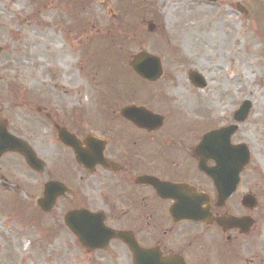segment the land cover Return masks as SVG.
Wrapping results in <instances>:
<instances>
[{"label": "rangeland", "instance_id": "374dc122", "mask_svg": "<svg viewBox=\"0 0 264 264\" xmlns=\"http://www.w3.org/2000/svg\"><path fill=\"white\" fill-rule=\"evenodd\" d=\"M148 23L154 24L151 31ZM0 46V118L14 131L37 135L35 143L48 152L56 144L43 112L58 123L76 117L99 132L113 97L170 116L184 113L210 129L215 113L225 115L229 78L241 73L251 80L243 62L264 47V0H0ZM140 48L157 54L163 65L161 81L148 88L128 69ZM191 69L207 81L196 98L186 79ZM64 89H70L68 99ZM246 175L239 192L245 185L264 194V166H250ZM8 179L22 191L0 188L1 264H132L116 241L103 252H85L59 211L41 214L34 206L38 194H27L25 181ZM262 229L264 246V224Z\"/></svg>", "mask_w": 264, "mask_h": 264}, {"label": "flooded vegetation", "instance_id": "af4514ba", "mask_svg": "<svg viewBox=\"0 0 264 264\" xmlns=\"http://www.w3.org/2000/svg\"><path fill=\"white\" fill-rule=\"evenodd\" d=\"M245 64L251 68V80L241 73L238 79L229 78L225 115L215 113L210 129L183 113L173 117L166 111L160 113L159 126L139 127L122 118L121 105L113 102L110 112L102 116L99 132L75 117L58 123L43 113L56 144L51 153L35 143L37 135L14 131L7 119L0 118L36 159L29 164L17 151L0 154V182H12L9 177L25 181L26 193L38 194L37 209L44 214L59 211L64 226L69 210L97 211L107 227L127 232L140 246L162 255H178L186 264H264L260 238L264 194H255L245 185L239 192L249 167L264 166V47ZM229 70L235 74L232 66ZM186 79L189 94L196 98L203 87L190 81L189 72ZM214 89L219 95L218 85ZM180 119L183 126H178ZM222 127L227 131L216 133L199 148L207 132ZM201 165L211 168L215 179ZM240 165L236 190L221 194ZM44 194L57 196L49 202ZM184 199L200 217H184Z\"/></svg>", "mask_w": 264, "mask_h": 264}, {"label": "water", "instance_id": "95a60500", "mask_svg": "<svg viewBox=\"0 0 264 264\" xmlns=\"http://www.w3.org/2000/svg\"><path fill=\"white\" fill-rule=\"evenodd\" d=\"M130 65L138 75L149 80L157 79L161 74L159 58L143 51L133 55ZM196 76L199 79L201 78L198 75ZM132 110V107L124 108L122 110V114L125 117H130V119H132L135 123H139L136 118L128 115ZM141 110L143 109H136L135 111ZM143 115L146 117L148 116V113L143 112ZM211 136L212 133L206 135L203 144L206 141L210 142ZM5 146H7V143L0 141V148ZM72 214L73 213H70V216H72ZM90 216L91 217H88L85 213H80L78 216H76L78 219H80V224H76V226L75 223L70 221V218V223L67 222L71 230L76 234L80 243L87 249L97 247L103 248L106 246V243L110 238L119 237L128 245L129 249L131 250L133 255V264H184L182 260L177 257H162L156 251L139 247L132 237L120 232L104 229L96 214H90ZM85 220L87 221L85 222Z\"/></svg>", "mask_w": 264, "mask_h": 264}, {"label": "bare ground", "instance_id": "6f19581e", "mask_svg": "<svg viewBox=\"0 0 264 264\" xmlns=\"http://www.w3.org/2000/svg\"><path fill=\"white\" fill-rule=\"evenodd\" d=\"M63 91H64V93L66 95L64 97L68 99V96L70 95V89H64Z\"/></svg>", "mask_w": 264, "mask_h": 264}]
</instances>
